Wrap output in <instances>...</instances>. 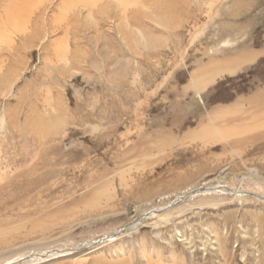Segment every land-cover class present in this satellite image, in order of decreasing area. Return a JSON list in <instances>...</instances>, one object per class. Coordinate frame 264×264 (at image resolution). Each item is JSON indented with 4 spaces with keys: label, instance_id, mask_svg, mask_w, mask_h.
Segmentation results:
<instances>
[{
    "label": "rangeland",
    "instance_id": "374dc122",
    "mask_svg": "<svg viewBox=\"0 0 264 264\" xmlns=\"http://www.w3.org/2000/svg\"><path fill=\"white\" fill-rule=\"evenodd\" d=\"M9 1L0 264H264V0Z\"/></svg>",
    "mask_w": 264,
    "mask_h": 264
},
{
    "label": "bare ground",
    "instance_id": "6f19581e",
    "mask_svg": "<svg viewBox=\"0 0 264 264\" xmlns=\"http://www.w3.org/2000/svg\"><path fill=\"white\" fill-rule=\"evenodd\" d=\"M15 1H19V2H17L18 4L16 5V3H15V5L16 6H24L25 4H27V5H29L30 4V10H32L33 9V6L35 5L36 6V4H38V2L39 3H41L42 2V0H12V1H9L8 3H14ZM36 1H37V3H36ZM46 1H48V0H46ZM65 1H67V0H64V2H62V4H65V3H67V2H65ZM86 1H93V0H71L70 2H76V3H85ZM43 2H44V0H43ZM61 2V1H60ZM70 2L69 3H67V4H70ZM85 5V4H84ZM37 8H34L33 9V11L34 10H36V13H38V11L40 10V8H38L39 6H36ZM61 7V6H60ZM7 8V7H6ZM9 9V8H8ZM5 11V13H4V15H3V19H2V22L0 23V32H3V33H5L6 32V28H8L9 30H12L13 31V33H16V32H21V33H23V34H25V32H26V30H24L23 28H21V27H19L18 26V23L20 22V20L18 19V18H16V16L14 15V13H9V12H7V10H4ZM33 16H34V14H31V15H29L27 18H26V20H24L25 21V23L27 22L28 24H30L31 23V18H33ZM34 22V21H33ZM28 24H26V25H28ZM32 26V25H31ZM30 28H32V27H30ZM29 28V29H30ZM34 28V27H33ZM19 29L20 30H22V31H19ZM3 30H5V31H3ZM32 31H33V29H32ZM8 37V36H7ZM9 42V41H8ZM13 42V40L11 41V43ZM245 59V58H244ZM243 60V59H242ZM242 60H240V61H242ZM234 63V62H233ZM237 64H239V63H237ZM261 96H264V94H258V95H256L255 97H253V99H252V101H254V102H260V104L258 105V107H259V110H260V113L261 112H263L264 111V97H261ZM212 188H210V189H208V191H210Z\"/></svg>",
    "mask_w": 264,
    "mask_h": 264
},
{
    "label": "water",
    "instance_id": "95a60500",
    "mask_svg": "<svg viewBox=\"0 0 264 264\" xmlns=\"http://www.w3.org/2000/svg\"><path fill=\"white\" fill-rule=\"evenodd\" d=\"M202 190L206 191L207 189H202Z\"/></svg>",
    "mask_w": 264,
    "mask_h": 264
}]
</instances>
